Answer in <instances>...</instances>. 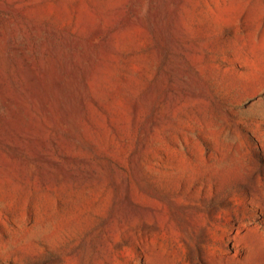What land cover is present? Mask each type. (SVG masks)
Segmentation results:
<instances>
[{
	"label": "rangeland",
	"instance_id": "1",
	"mask_svg": "<svg viewBox=\"0 0 264 264\" xmlns=\"http://www.w3.org/2000/svg\"><path fill=\"white\" fill-rule=\"evenodd\" d=\"M0 264H264V0H0Z\"/></svg>",
	"mask_w": 264,
	"mask_h": 264
}]
</instances>
